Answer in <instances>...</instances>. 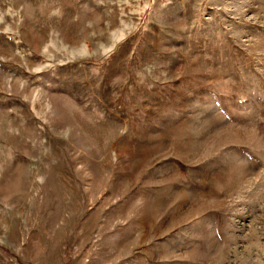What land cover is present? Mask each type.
<instances>
[{"label": "rangeland", "instance_id": "rangeland-1", "mask_svg": "<svg viewBox=\"0 0 264 264\" xmlns=\"http://www.w3.org/2000/svg\"><path fill=\"white\" fill-rule=\"evenodd\" d=\"M0 264H264V0H0Z\"/></svg>", "mask_w": 264, "mask_h": 264}]
</instances>
